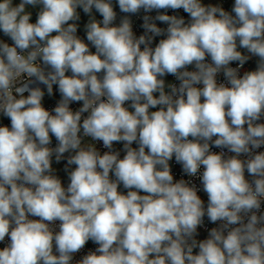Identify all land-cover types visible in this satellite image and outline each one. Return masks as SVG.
<instances>
[{
  "label": "clouds",
  "instance_id": "obj_1",
  "mask_svg": "<svg viewBox=\"0 0 264 264\" xmlns=\"http://www.w3.org/2000/svg\"><path fill=\"white\" fill-rule=\"evenodd\" d=\"M0 264H264V0H0Z\"/></svg>",
  "mask_w": 264,
  "mask_h": 264
},
{
  "label": "built area",
  "instance_id": "obj_2",
  "mask_svg": "<svg viewBox=\"0 0 264 264\" xmlns=\"http://www.w3.org/2000/svg\"><path fill=\"white\" fill-rule=\"evenodd\" d=\"M134 19H136V18H134ZM141 21H139V20H136V23H137V25L140 23ZM137 32L139 33V31H140V29L137 27ZM249 67H251V65H249ZM169 81H172V80H174V78L173 77H168L167 78ZM178 83V82H177ZM52 100H47L46 101V106H49V107H51L52 106ZM75 107V106H74ZM135 146V145H134ZM115 147L117 148V149H122V145H115ZM121 156H123V152H121ZM57 167H59V166H57ZM173 171H174V173H175V175H176V177L177 178H180V169H179V166H174V168H173ZM59 175L62 177V179L64 180V183H65V186H66V184H67V178H66V175H65V173H63L62 171L59 173ZM121 191H124L123 190V188L121 187ZM201 194V196H202V198H204L205 200H206V195L205 194H203V193H200ZM93 246L91 245V243H89V245H88V248H92ZM79 258V256L77 257V259Z\"/></svg>",
  "mask_w": 264,
  "mask_h": 264
},
{
  "label": "rangeland",
  "instance_id": "obj_3",
  "mask_svg": "<svg viewBox=\"0 0 264 264\" xmlns=\"http://www.w3.org/2000/svg\"><path fill=\"white\" fill-rule=\"evenodd\" d=\"M82 34V33H81Z\"/></svg>",
  "mask_w": 264,
  "mask_h": 264
}]
</instances>
